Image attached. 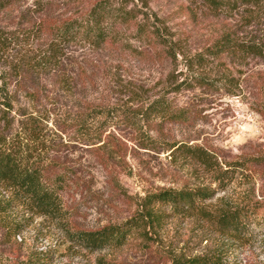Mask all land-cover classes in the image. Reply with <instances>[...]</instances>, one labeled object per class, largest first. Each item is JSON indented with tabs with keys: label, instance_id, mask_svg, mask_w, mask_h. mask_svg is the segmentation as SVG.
<instances>
[{
	"label": "rangeland",
	"instance_id": "obj_1",
	"mask_svg": "<svg viewBox=\"0 0 264 264\" xmlns=\"http://www.w3.org/2000/svg\"><path fill=\"white\" fill-rule=\"evenodd\" d=\"M96 1L20 0L0 11V27L28 30L18 50L43 53L52 44L44 23L78 16ZM111 2L133 16L118 26L117 44L62 43L58 68L11 79L2 94L12 107L0 133L15 135L29 114L48 118L43 140L29 146L47 175L65 182L60 217L21 205L0 185V204L7 207L0 212V264H174L205 253L221 254L229 264H264V223L237 240L220 233L207 214L165 204L156 206L154 230L147 226L144 237L133 234L122 247L90 250L68 237L69 230L123 223L142 210L148 190L183 185L216 187L203 203L207 212L257 203L264 220V56L199 58L226 28L264 46V0H226L216 12L203 0ZM200 76L208 82L196 83ZM161 95L186 107L189 119L145 124L139 112ZM90 108L111 114L89 115L82 126ZM130 119L156 138L154 147L139 145ZM185 144L211 153L222 167L246 164L221 189L212 167L178 150Z\"/></svg>",
	"mask_w": 264,
	"mask_h": 264
},
{
	"label": "trees",
	"instance_id": "obj_2",
	"mask_svg": "<svg viewBox=\"0 0 264 264\" xmlns=\"http://www.w3.org/2000/svg\"><path fill=\"white\" fill-rule=\"evenodd\" d=\"M19 1L0 0V11L12 10ZM203 1L214 12L220 10L226 2V0ZM249 1L255 4L260 0ZM132 19L131 10L126 9L125 6L116 5L111 0H98L78 16L44 23L40 28L52 37V44L47 51L39 54L34 51H22L20 48L18 50L20 42L29 35L28 30L18 32L0 27V78L3 79L0 84V120L6 119L5 113L12 107L10 97L2 98V94L7 93V85L11 79H30L58 68L61 62L62 43L87 41L96 45L107 43L115 45L118 43L116 32L118 26L127 24ZM203 53L199 58L208 57L210 60H220L227 56L260 57L264 56V46L255 39H244L237 32L226 28L222 29L219 35L204 48ZM222 78L231 82L230 76L223 75ZM206 82H208L206 78L196 77V83ZM101 114L106 116L111 112L90 108L82 120V126L86 124V118L89 115L98 117ZM139 114L148 125L158 119L181 123L190 117L186 107L175 105L166 95L148 102ZM129 118L130 115H128ZM47 120L46 117L29 114L21 119L20 130L15 135L8 138L7 130L4 134L0 133V185L11 190L15 200L21 205L24 204L42 215L60 217L62 211L60 192L63 189L65 177L51 178L47 175L45 164L34 155V148L29 146L31 143L35 144L43 140L44 123ZM130 121L138 131L139 145L154 147L156 138L145 132L142 125L140 126L133 119ZM87 127L83 132L89 134ZM177 148L185 151L201 164L212 167L215 173L214 180L221 189L231 181L235 172L246 164V160H242L234 164L226 163V166L222 167L214 162L211 153L200 147L185 144ZM215 192L216 187L210 184L148 190L143 197L142 210L123 223H109L97 229L69 230L68 237L82 248L90 250L122 247L133 234L144 237L147 234V226L154 230L159 218L156 206L163 204L172 206L178 212L207 214L220 233L237 240H243L244 237L252 234V229L264 223V220L259 218L260 205L257 203H244L215 213L203 210V203L212 198ZM15 200L7 202L6 205L11 206ZM6 210L7 207L0 204V212ZM174 261V264H229L221 254L214 253L175 258Z\"/></svg>",
	"mask_w": 264,
	"mask_h": 264
}]
</instances>
